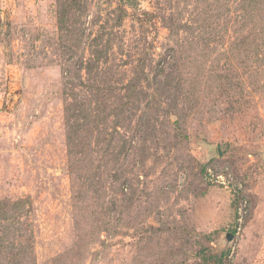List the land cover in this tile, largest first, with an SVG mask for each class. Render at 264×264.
<instances>
[{
	"label": "rangeland",
	"instance_id": "1",
	"mask_svg": "<svg viewBox=\"0 0 264 264\" xmlns=\"http://www.w3.org/2000/svg\"><path fill=\"white\" fill-rule=\"evenodd\" d=\"M0 264H264V0H0Z\"/></svg>",
	"mask_w": 264,
	"mask_h": 264
},
{
	"label": "water",
	"instance_id": "2",
	"mask_svg": "<svg viewBox=\"0 0 264 264\" xmlns=\"http://www.w3.org/2000/svg\"><path fill=\"white\" fill-rule=\"evenodd\" d=\"M234 239H235V235H234V234L228 233V234L226 235V240H227V243H228V244H229V243H232V242L234 241Z\"/></svg>",
	"mask_w": 264,
	"mask_h": 264
}]
</instances>
